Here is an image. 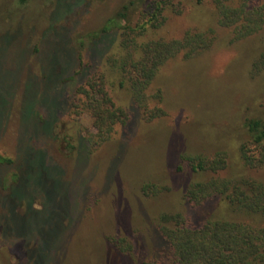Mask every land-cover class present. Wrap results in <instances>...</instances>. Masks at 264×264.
<instances>
[{
	"label": "trees",
	"instance_id": "1",
	"mask_svg": "<svg viewBox=\"0 0 264 264\" xmlns=\"http://www.w3.org/2000/svg\"><path fill=\"white\" fill-rule=\"evenodd\" d=\"M212 1L211 21L217 19L219 26L231 30L233 43L254 36L261 40V51L254 58L250 72L253 78L259 76L264 72V3L262 0ZM30 2L0 0V32L10 37L5 51L0 48V62L4 63L0 72H8L11 77L21 74L10 94L0 90L3 96L0 98V126L5 132L10 121L23 124L16 156L12 158L0 151V168H14L11 179L2 181L7 194L11 188L27 181V178L22 180L21 174H34L32 165L41 153L54 160L42 139L56 138L55 129L68 110L76 116L86 115L92 119L95 134L88 140L93 149L91 156L114 137L118 127L128 128L134 113L142 114L147 123L164 117L165 94L161 88L154 87L163 68L170 63L200 57L216 41L215 31L207 27L206 20H199L196 27L187 28L179 37L164 34L171 20L185 11L181 0H126L97 30L74 42V55L67 54L69 64H59L58 70L49 71L46 49L55 42L61 48L63 43H68L70 49L72 40L67 29L54 26V18L49 27L45 20L41 21L38 32L27 35V20L21 21L7 13H15L9 9L11 4L24 9ZM204 2L192 0L197 8ZM53 27L55 33L48 37ZM40 34L39 44L34 47L27 44L26 40ZM9 53L17 55L19 60L16 62L14 56L13 62H9L6 58ZM2 77L0 73V82L5 86ZM72 85H75L73 89ZM32 90L36 95L31 94ZM243 127L244 138L240 133L232 136L228 140V151L217 152L212 157H186L188 177L181 183H177V178L171 179L179 187L171 189L153 184L142 187L145 196L154 198H168L173 192V200L178 201L180 208H165L156 215L150 224L148 243L144 241L143 250L136 252L135 264H264V113L247 119ZM70 139H64L69 159H74V151H77L76 160L87 158L79 150L84 142L76 146ZM4 144L0 141V149ZM45 172V169L40 172L44 179ZM8 197L7 202L11 200ZM17 199L14 204L26 214L19 217L4 211L0 218L4 239L18 243L26 252L30 250L31 264L49 263L53 255L59 257L65 242L61 246L47 244L44 235L47 229L40 224L44 210L34 209L38 199H27L30 204L24 201L25 197L23 201ZM188 212L197 214L196 222ZM22 223L27 224L29 230L25 236L18 234ZM128 249L129 252H120L118 256L131 259L134 249L132 246Z\"/></svg>",
	"mask_w": 264,
	"mask_h": 264
},
{
	"label": "rangeland",
	"instance_id": "2",
	"mask_svg": "<svg viewBox=\"0 0 264 264\" xmlns=\"http://www.w3.org/2000/svg\"><path fill=\"white\" fill-rule=\"evenodd\" d=\"M181 1L184 13L171 20L164 34L179 37L187 28L196 27L199 20H206L207 27L215 31L216 41L200 57L189 62L170 63L163 68L154 87L164 91V117L147 123L142 114L134 113L128 128L118 127L114 137L90 156L93 149L88 140L95 134L92 119L86 115L76 116L68 110L55 129L56 138L42 139L57 164L50 156L41 153L32 165L34 174H21L22 180L27 178V181H23L22 186L11 188L8 194L2 181L11 179L14 168H0V218L6 211L25 217L24 210L13 201L23 197L24 201L37 198L38 204L34 209L44 210L40 224L47 229V233L44 232L47 244L61 246L65 242L59 257L53 255L51 262L41 264H135L138 250H143L141 244L144 241L148 243V231L156 215L165 208H180L178 201L173 200V192L168 198H154L145 196L142 187L145 184L171 189L179 187L171 179L177 178V183H181L188 177L186 157H212L217 152L228 151V140L232 136L240 133L244 138L245 121L264 113V72L255 78L250 74L254 58L262 48L261 40L254 36L233 43V32L219 26L217 19L211 21L214 11L212 0H205L199 8L193 5L192 0ZM125 2L31 0L24 9L11 4L9 9L15 13L7 15L27 20L28 31L25 33L29 36L33 31L38 32L41 21L45 20L49 27L53 18L57 29H67L66 33L72 40L70 49L68 43H63L61 48L55 42L44 52L49 71H56L57 65L70 63L69 56L74 55L76 49L74 42L97 30ZM4 9L8 11V8ZM54 30L53 27L48 37L55 33ZM40 36L26 40L27 44L31 47L39 44ZM9 38L6 32H0L3 52ZM14 56L17 62V55L9 53L6 58L12 63ZM1 64L4 63L0 62V69ZM0 73L6 84L4 86L0 82V90L10 94L12 86L18 85L16 79L21 74L15 73L11 77L8 72ZM31 94L36 95V91L32 90ZM45 127L49 128L48 125ZM22 128L23 124L12 121L5 132L0 126V141L5 143L1 152L12 158L16 156V145L19 147L22 140ZM66 137L71 138L76 146L84 142L85 148L83 146L79 150L87 158L76 160L77 151H74V159L70 160V152L64 147ZM44 169L45 179H51L49 182L40 176ZM6 196L12 201H5ZM27 203L30 204L29 200ZM188 215L194 221L197 218L196 213L188 212ZM22 224L18 234L25 236L29 230L27 224ZM4 238L0 229V264H31L30 250L26 252L23 246L9 243ZM131 246L135 255L131 256L132 260L130 256H118L120 252H129L128 247Z\"/></svg>",
	"mask_w": 264,
	"mask_h": 264
}]
</instances>
